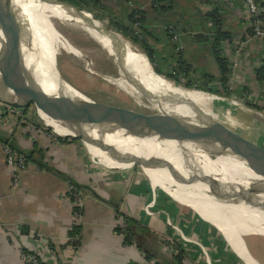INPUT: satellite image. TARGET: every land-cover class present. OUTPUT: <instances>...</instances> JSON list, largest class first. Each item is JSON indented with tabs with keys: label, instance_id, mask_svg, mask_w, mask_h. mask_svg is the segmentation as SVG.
<instances>
[{
	"label": "crops",
	"instance_id": "1",
	"mask_svg": "<svg viewBox=\"0 0 264 264\" xmlns=\"http://www.w3.org/2000/svg\"><path fill=\"white\" fill-rule=\"evenodd\" d=\"M93 1L88 10L99 20L111 21L112 29L118 33L130 27L131 19L141 18L143 41L153 59H160L157 67L161 73L176 70L181 78H192L190 82L238 99L237 107L224 108V126L264 148V79L257 78L258 71L264 69V40L249 37V22L241 0H224L213 19L209 17L214 11L212 1L186 0L185 8L192 12L191 22L180 18L174 0ZM259 2L264 8V0ZM215 22L226 38L220 48L226 69H231L232 62L238 63L226 90L220 86L221 69L212 55V39H194L190 34L208 31V24ZM171 26L179 33L178 43H173L166 31ZM215 32L213 27L211 33ZM179 44L183 52L176 55L174 48ZM5 144L27 160L15 191L10 187ZM85 155L78 141L55 142L32 115L0 105V264H26L23 254L37 255L41 264H148L147 253L158 264L162 258L174 255L176 248L184 254L182 264H240L228 261L229 252L245 264L216 229L189 209L200 228L211 234L216 231L229 251L205 246L202 253L183 233L182 244L174 241L175 236L170 235L164 215L160 214V209L168 213L180 210L165 196L168 194L151 185L143 172L134 177L130 173L118 175L87 161ZM70 187L84 196L76 246L69 241L73 212ZM152 202L154 205L147 211ZM120 216L132 222V245L125 246L123 236L116 231Z\"/></svg>",
	"mask_w": 264,
	"mask_h": 264
},
{
	"label": "bare ground",
	"instance_id": "2",
	"mask_svg": "<svg viewBox=\"0 0 264 264\" xmlns=\"http://www.w3.org/2000/svg\"><path fill=\"white\" fill-rule=\"evenodd\" d=\"M4 11L8 20L9 35L16 43L17 49L25 60H30L29 67L43 90L56 99L68 96L81 108L96 110L67 87L57 77L55 69H52L47 62V55L50 53L59 56L61 52H64L81 57V53L57 31L54 20L70 22L82 28L116 64L120 76V81H117L119 88H122L138 105L142 106L141 98H145L151 108L158 110L157 112H167L169 115L166 120L171 124L173 117L179 121L190 122L194 120L195 115L185 106H174L163 102L158 96L185 98L209 114L213 122L222 124L224 107L236 106L214 95L201 91L196 92V90H185L174 82L156 76L143 54L120 36L112 34L109 36L111 39H107L93 26L75 18L72 8L48 3L47 0H5ZM122 56L126 60L125 65L128 71L137 77L139 85L129 81L123 73L121 64L118 62V58L123 61ZM151 91L158 96L152 95ZM36 113L54 133L59 136L69 135L55 121L39 111ZM110 125L111 135L105 137L98 133L93 135L123 152L167 160L181 172H184L183 167L175 155L195 160L204 170V175H192L175 180L166 171L145 169L141 171L147 175L151 185L162 189L173 202L185 206L204 223L216 229L245 264H256L247 254L244 245L245 238L264 237V179L254 175L236 156L220 155L221 151L218 148L220 145L212 144L203 135L195 134L181 139L168 136V139L160 140L156 136L148 137L139 125H129L123 122ZM87 149L100 166L117 170L131 167V164L115 161L92 147ZM227 182L246 191L259 185L263 188L249 199H242L233 196L225 189L224 183ZM149 205L147 210L154 203Z\"/></svg>",
	"mask_w": 264,
	"mask_h": 264
},
{
	"label": "water",
	"instance_id": "3",
	"mask_svg": "<svg viewBox=\"0 0 264 264\" xmlns=\"http://www.w3.org/2000/svg\"><path fill=\"white\" fill-rule=\"evenodd\" d=\"M47 2L57 4L61 7L72 8L75 13V18L93 26L107 39H111L109 36L112 34L119 37L117 33L108 30L89 13L73 4L62 0H47ZM4 10L5 0H0V104L11 109L22 111L33 106L36 111L41 112L52 121H55L69 133L67 136H59L55 133L60 139L80 141L87 152V148L92 147L115 161L131 164L130 169L139 167L145 170L166 171L175 180L187 176L205 174L204 170L195 160L187 158L186 156L175 155L183 167L184 172H181L167 160L156 157H141L133 153L123 152L116 147L110 146L105 140L96 138L93 134L98 133L102 137L109 136L112 134L110 124L123 122L129 125H139L148 137L156 136L160 140L168 139V136L181 139L195 134L203 135L212 144L220 145L218 147L221 151L219 153L220 155L236 156L254 175L264 179V148L241 138L237 133L229 130L220 123L213 122L209 114L185 98L177 99L171 96L159 97L158 94L152 91V93L150 92L152 95L158 96L163 102L171 103L174 106H185L195 115L194 120L190 122L179 121L176 117H173V123L171 124L166 120L169 115L167 112H157L154 115H142L132 111L103 106L89 100L76 90V93L83 100L85 99L86 102L95 107L96 110H85L77 103L71 101L68 96H63L60 99L50 96L43 90L37 77L31 71L29 67L30 60L24 59L17 49L16 43L9 35L8 20ZM207 32V30L193 32L191 35L194 39L203 37L205 41L215 38V34ZM122 58L123 61H121V58H118V62L121 64L123 73L129 81L139 85L137 83V77L131 71H128L129 69L125 65L126 60L123 56ZM55 72L57 77H59L57 68H55ZM154 74L157 76L155 72ZM65 85L70 87L67 84ZM70 88L73 89L72 87ZM113 170L116 171L117 169ZM224 187L233 196L242 199H249L263 188L259 185L246 191L239 189L230 182L224 183ZM248 255L250 256V254Z\"/></svg>",
	"mask_w": 264,
	"mask_h": 264
},
{
	"label": "rangeland",
	"instance_id": "4",
	"mask_svg": "<svg viewBox=\"0 0 264 264\" xmlns=\"http://www.w3.org/2000/svg\"><path fill=\"white\" fill-rule=\"evenodd\" d=\"M62 1L75 5L73 2L69 0H62ZM185 1L186 0H174V2H176V10L181 15L180 18H184V22L186 21L191 22L190 19H191L192 12L191 10L185 8V3H184ZM77 7L85 11L83 8L86 6L84 5V7L83 6H77ZM87 13H89L93 18L97 19L108 30L117 33L124 41L128 42L135 50L139 51L141 54L146 56L141 46L135 45L134 43L131 42V40H129L123 34L118 33L114 29H112L113 24L111 21L104 22L102 20H99L98 18H96L95 16L96 14L93 13L92 11L87 12ZM160 22L163 23L164 21H160ZM53 23L57 31L64 38H66V40L79 53H81V57H76L74 55L67 54L64 52H61L59 56L50 53L47 55V60H48L47 62L50 64L52 69L57 68V73L59 75L58 78H60V80H62L68 86L72 87L74 90L71 89L70 87L69 88L76 95H78L76 93L77 91L81 95L88 98L89 100L95 103H98L100 105L108 106V107H112L116 109L132 111V112L142 114V115H154L157 113L158 110L155 108H151V106L149 105V103L147 102L145 98H141L142 106L138 105L133 98H131L129 95H127L122 90V88H119V86L117 85V81L118 82L120 81L119 79L120 76H119L118 68L116 64L107 55L104 49H102L99 44H97L94 40H92L88 36V34L84 30H82V28L70 22H60V21L54 20ZM131 34L135 36L137 40L143 41L142 37L137 36L133 34L132 32ZM146 60L150 64V67L153 71L155 68L158 69L157 65L160 64L161 62L160 59H158L157 57H155V60L153 59L154 61L153 63L150 62L148 59ZM158 70L160 71V69ZM170 73L173 74L172 71H170ZM173 75H174L173 79L176 80V82L174 83H176L182 88L184 84L191 83V85L193 86L192 87L193 89L191 88L190 90H196L194 88H196L197 86H200L202 88H205L207 91L213 93V94H210V93H207V94L214 95L217 98H220L221 100H224V101H227L230 99L226 96H223L221 93H218V92L214 94L216 91L210 90L208 86H205V85L202 86L200 84L198 85L194 83V81L190 82L189 80H192V78L187 79L185 76L181 78L178 72ZM197 91H200V90H196V92ZM201 92L206 93L204 91H201ZM224 94H226V91ZM25 111L26 113H29L30 115H32V117L37 121V123L43 127L42 123L39 121L40 118H38L36 110L33 106L29 107ZM220 124L224 126V124L222 123ZM48 132L51 133V129L48 130ZM78 143L85 150L86 160L91 161L92 157L88 154L83 144L80 141H78ZM116 172L118 173V175L119 174L121 175L131 174L133 175V177L137 174L142 175V171L139 167H135L133 169H126V170L125 169L116 170ZM165 196L171 201V199L167 195ZM176 204L179 205L178 203ZM179 206L178 207L180 208V210L177 212L173 211V212L168 213L164 209H160L161 210L160 214L162 213L164 215L163 217H164L165 224L168 225L169 227L168 231L170 235L175 236L174 241H178V243L182 244L183 241L181 239V234L183 233L186 238H189L187 240L194 242L191 244H193L194 247L199 248L202 253H203V250L205 252L206 247H208L209 249L210 248L211 249L212 248L213 249L223 248L225 251H229L228 247L224 244L221 236L218 233H216V231H213L212 234L209 232V230L208 232H204L199 226L200 223L198 219L189 212L188 208L182 205H179ZM245 244H246L247 250L249 251L250 255L259 264H264V237L245 238ZM230 253L231 252H229L228 254V261L235 260L236 262L243 264L241 261H238V258H236L235 255L230 254Z\"/></svg>",
	"mask_w": 264,
	"mask_h": 264
},
{
	"label": "built area",
	"instance_id": "5",
	"mask_svg": "<svg viewBox=\"0 0 264 264\" xmlns=\"http://www.w3.org/2000/svg\"><path fill=\"white\" fill-rule=\"evenodd\" d=\"M205 1L206 2L212 1L214 4L213 9L216 10L218 9L220 4H222L224 0H205ZM241 1L243 2L245 6V10H246V14H247L248 22H249V27H250L249 37L252 39H263L264 40V8L259 2L260 0H241ZM140 27H141L140 23L135 22V24L133 25L132 33L137 36H140L138 34L139 32L138 29ZM213 27L216 30L218 25H216V23L208 24L207 33L212 34L211 32H212ZM166 31L169 34L170 39L173 43L179 42V33L174 29V27L172 26L168 27ZM174 50H175V53L179 55L183 52V47L181 46V44H179L174 48ZM220 51L222 53V50ZM237 67H238V63L235 61L232 62L231 69L229 68L228 70L227 79L233 76L235 68ZM229 102H231L232 104H235L236 106L239 105V100L236 99L235 97L230 98ZM39 121L42 123L43 128H45L47 131L50 130V128L47 127L41 119ZM49 137L55 142L58 139H60L52 130H51V133H49ZM3 153L5 156L6 166L9 169L10 187L13 191H15L18 189L20 185V176L27 167V160L23 155L19 154L17 151H15L9 145H6V144L3 145ZM91 161L94 162V164L98 165V163H96L93 158H91ZM104 168L107 170L115 171L113 169H109L106 167ZM69 193H70V198H71V202L73 205L72 223H71V230H72L73 228L78 227L82 220L83 212H84V196L78 189L74 187H70ZM128 226H129L128 219L126 217L120 216L117 222V228L119 229V235L123 236ZM77 240H78L77 236L69 237V241L72 245L76 244ZM124 245L129 246L126 244ZM23 260L26 262V264H41L38 256L35 254H29V255L23 254ZM147 261H148L147 262L148 264H157L156 261L154 260H147Z\"/></svg>",
	"mask_w": 264,
	"mask_h": 264
},
{
	"label": "trees",
	"instance_id": "6",
	"mask_svg": "<svg viewBox=\"0 0 264 264\" xmlns=\"http://www.w3.org/2000/svg\"><path fill=\"white\" fill-rule=\"evenodd\" d=\"M69 1H71V2H73L75 5H77V6H83L84 7V5L86 6V7H88L90 4H94V1L93 0H80V1H77V0H69ZM157 2H160V0H157ZM95 5H96V3H95ZM86 7H84L83 9L85 10V11H87V12H90L89 10H88V8H86ZM217 10L218 9H216V10H214V11H212L211 13H210V15H209V17L210 18H216L215 17V15L217 14ZM164 11V10H163ZM135 22H139L140 23V25H141V18H139V19H137V18H135V19H131L130 20V27L129 28H124V29H122L121 31H119V32H121V34H123L125 37H127L129 40H131V42L132 43H134L135 45H139V46H141L142 47V49H143V52H144V54L146 55V57H147V59L150 61V62H154L153 61V59H152V57H153V53H152V51L150 50V49H148L147 47H146V44H145V42L144 41H139V40H137L136 39V37L135 36H133L132 34H131V32H132V29H133V25L135 24ZM216 23V22H215ZM217 25V24H216ZM138 34L141 36V37H143V34H142V29H141V27L138 29ZM226 38H225V35H224V33H222V31L220 30V28L219 27H217V29H216V32H215V38L214 39H212V44H211V50H212V55H213V57H214V59L216 60V62H217V64L219 65V67H220V69H221V79H220V86H221V89H225L226 90V83H227V81H228V79H227V74H228V70L226 69V64H225V61H224V59L222 58V56H221V51H220V48H221V44H222V42L225 40ZM177 55V54H176ZM154 72L157 74V75H159V76H161V77H164L166 80H169V81H171V82H176V80L175 79H173V77H174V75L173 74H176L177 73V71L176 70H172V72H173V74H163V73H161L158 69H154ZM257 78H258V80H263L264 79V69H262V70H260V71H258V75H257ZM207 80H213V79H211V78H207ZM193 86L191 85V83H186V84H184L183 85V88H185V89H191ZM193 89V88H192ZM194 89H196V90H200V91H204V92H206V93H210V94H213L212 92H209V91H207L205 88H202V87H200V86H197L196 88H194ZM214 94H216V92L214 93ZM60 140V139H59ZM65 141H68V140H65ZM71 185L72 186H74V184L73 183H71ZM75 187V186H74ZM128 223L130 224L129 226H128V228H127V230H126V232L124 233V235H123V238H124V244H126V245H132L133 244V239H134V234H133V232H132V228H131V224H132V222H131V220H128ZM77 229H78V227H75V228H73L71 231H70V236L69 237H72V236H76V232H77ZM116 231L118 232V234H119V229L117 228L116 229ZM78 241V240H77ZM78 243V242H77ZM77 243L76 244H74V246H76L77 245ZM176 248V247H175ZM146 255V258H147V260H150L151 258V255H149L148 253L147 254H145ZM183 258H184V254H183V252L180 250V249H178V248H176V250H175V254L174 255H170L169 256V258H162L161 260H159V262H158V264H182V261H183Z\"/></svg>",
	"mask_w": 264,
	"mask_h": 264
}]
</instances>
